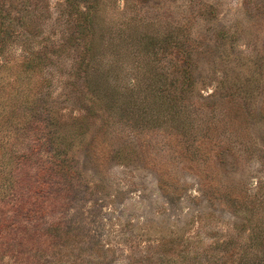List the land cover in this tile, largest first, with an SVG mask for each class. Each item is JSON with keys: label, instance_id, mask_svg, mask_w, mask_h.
I'll return each instance as SVG.
<instances>
[{"label": "rangeland", "instance_id": "374dc122", "mask_svg": "<svg viewBox=\"0 0 264 264\" xmlns=\"http://www.w3.org/2000/svg\"><path fill=\"white\" fill-rule=\"evenodd\" d=\"M0 264H264V0H0Z\"/></svg>", "mask_w": 264, "mask_h": 264}]
</instances>
